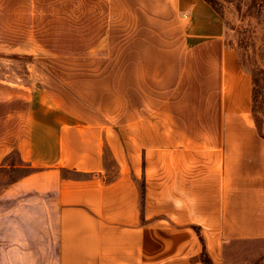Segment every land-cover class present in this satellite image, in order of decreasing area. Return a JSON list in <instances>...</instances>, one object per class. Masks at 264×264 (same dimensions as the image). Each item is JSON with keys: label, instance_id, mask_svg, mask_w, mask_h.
<instances>
[{"label": "crops", "instance_id": "obj_1", "mask_svg": "<svg viewBox=\"0 0 264 264\" xmlns=\"http://www.w3.org/2000/svg\"><path fill=\"white\" fill-rule=\"evenodd\" d=\"M98 1L106 47L123 40L121 124L68 115L32 85L34 104L4 116L0 96V170H27L0 185V264L264 257V136L222 22L206 0Z\"/></svg>", "mask_w": 264, "mask_h": 264}, {"label": "rangeland", "instance_id": "obj_2", "mask_svg": "<svg viewBox=\"0 0 264 264\" xmlns=\"http://www.w3.org/2000/svg\"><path fill=\"white\" fill-rule=\"evenodd\" d=\"M206 1L225 28L224 42L234 50L241 68L252 78V110L264 136V7L261 0ZM85 2L0 0V87L4 89L0 96L4 116L19 107L21 111L27 103L34 104L32 94L29 96L21 89L32 85L40 91L38 96H50L54 105L61 102L68 115L80 114L95 120L108 115L109 120L121 124L123 40L121 36L112 39L106 47L104 33L99 32V27L106 24L105 17H99L103 8L98 0ZM115 23L124 24L122 19ZM95 44H104L105 49L88 50ZM147 71L155 72L149 66ZM27 98L31 101L26 102ZM15 160V152L10 153L7 161ZM104 161L107 167L113 165L107 152H104ZM10 171L0 170V185L27 172L26 169ZM114 174L110 170L104 179L110 180ZM66 175L88 177L72 172ZM255 260L250 264H264V257Z\"/></svg>", "mask_w": 264, "mask_h": 264}, {"label": "trees", "instance_id": "obj_3", "mask_svg": "<svg viewBox=\"0 0 264 264\" xmlns=\"http://www.w3.org/2000/svg\"><path fill=\"white\" fill-rule=\"evenodd\" d=\"M261 3H262V5H263V7H264V0H261ZM252 101H253V97H252ZM252 114H253V118H254V122H255V124H256V127H257L258 131L260 132V134L263 136V134H262L261 131H260V127H259L258 121H257V119H256V117H255V115H254L253 110H252ZM200 261L202 262V264H212V263L210 262V260L208 259V257L206 256V254H205V250H203V252H202V254H201V256H200Z\"/></svg>", "mask_w": 264, "mask_h": 264}]
</instances>
